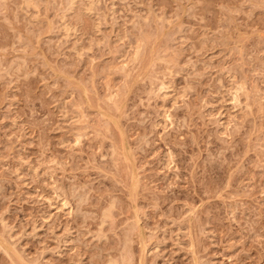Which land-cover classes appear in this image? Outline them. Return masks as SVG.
<instances>
[{
	"label": "rangeland",
	"instance_id": "rangeland-1",
	"mask_svg": "<svg viewBox=\"0 0 264 264\" xmlns=\"http://www.w3.org/2000/svg\"><path fill=\"white\" fill-rule=\"evenodd\" d=\"M27 1L0 0V264H264V0Z\"/></svg>",
	"mask_w": 264,
	"mask_h": 264
},
{
	"label": "bare ground",
	"instance_id": "bare-ground-1",
	"mask_svg": "<svg viewBox=\"0 0 264 264\" xmlns=\"http://www.w3.org/2000/svg\"><path fill=\"white\" fill-rule=\"evenodd\" d=\"M24 1H25L24 5H25L26 7H28V6L30 5V4L28 3L29 1H27V0H24ZM26 1H27V2H26ZM93 1H95V0H93ZM93 1L91 0L90 2H93ZM90 2H89V4H90ZM97 2H98V0H97ZM69 3H70V5H71V4L74 3V2H73V0H69ZM91 4H93V3H91ZM25 6H24V7H25ZM30 6H31V5H30ZM86 6H87V5H86ZM26 7H25V8H26ZM71 7H72V6H71ZM89 8H90V7L88 6L87 9H89ZM91 8H92V7H91ZM89 10H90V9H89ZM86 11H88V10H86ZM90 11H91V10H90ZM62 17H63V16H62ZM60 19L62 20L63 18H60ZM62 26H64V24H62ZM64 27L67 28L66 25H65ZM64 27H62V28H64ZM60 29H61V25H60ZM68 29H69V28H67V31H68ZM64 31H66V29H65ZM67 31H66V32H67ZM68 32H69V31H68ZM108 211H110V210L108 209ZM107 214H108V213H107ZM107 214H104V216L106 217ZM109 214H110V212H109ZM107 216L109 217L110 215H107Z\"/></svg>",
	"mask_w": 264,
	"mask_h": 264
}]
</instances>
